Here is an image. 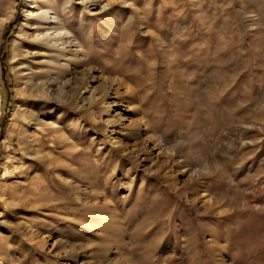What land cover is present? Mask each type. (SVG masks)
Returning <instances> with one entry per match:
<instances>
[{
	"label": "rangeland",
	"instance_id": "374dc122",
	"mask_svg": "<svg viewBox=\"0 0 264 264\" xmlns=\"http://www.w3.org/2000/svg\"><path fill=\"white\" fill-rule=\"evenodd\" d=\"M27 1L0 7V264H264V0H71L53 124L20 133Z\"/></svg>",
	"mask_w": 264,
	"mask_h": 264
},
{
	"label": "bare ground",
	"instance_id": "6f19581e",
	"mask_svg": "<svg viewBox=\"0 0 264 264\" xmlns=\"http://www.w3.org/2000/svg\"><path fill=\"white\" fill-rule=\"evenodd\" d=\"M27 4L30 6H27L24 9V17L31 19L29 29L34 28L31 27V25L33 26L35 25V27L37 28L34 29L31 33H27L26 30L25 31L22 30L21 31L22 33H18L17 35H19L18 36L19 39L15 38L14 43L12 44L11 47V55H10V64L12 65V69L15 75V82H16V88H15L16 94L14 98L15 101L13 103L12 119L14 120L13 124H16L18 122V126L22 128L19 129L20 133H22L21 131L25 130L26 125L30 123H33L36 126V128L37 126H40L38 128H40L41 131L44 129L43 128L44 125L53 124L52 121H50V123L47 122L44 124L39 119L40 116L47 114L45 111L44 112L46 114L43 113L42 106L43 103H45V100H41L40 92L43 89H46L51 84V82L55 80L56 77L59 76V74L58 73L56 74L54 71H53L54 74L51 73V71L53 70V66H52L54 65L53 63L54 62L56 64L58 63V61H54L53 55L56 54L57 56L63 58L69 57L70 54L66 52L67 49L70 48V46H74L76 49L75 51H71L73 52V55H76L80 50V48L78 50V47H82V39L79 37L82 31V20L80 19L78 21L76 27L77 31H75V33H72L68 22L71 0H62L59 3L57 2L55 5L53 0H28ZM1 6H3L2 0H0V7ZM13 13H14V7L12 9H9L8 11H5L4 16L0 17V35L5 22L9 20V18L13 15ZM128 22L129 19L126 22V25L128 24ZM48 54L51 55V58L46 57ZM29 57H31L33 60L37 59L39 60V63L46 65L45 69L39 72L34 71L35 68L39 66H36L34 63H32L33 61L29 62L28 61ZM34 74L36 77L38 76L43 77V81L41 83L35 82L33 79ZM80 80L81 81L83 80L82 76H80ZM28 100L32 101V103H40L39 105H41V107H39V109H37L35 112H34V107H32L30 111L26 110L25 106L27 104L26 101ZM36 108L38 107H35V109ZM1 109H2V95L0 92V113L2 111ZM48 132H52V131H48ZM9 142H10V136L6 137V139H4L3 141L5 150L7 152H9V146H10ZM31 149H33V147ZM173 149L174 147L173 148L171 147L170 149L168 148L167 150L172 151ZM32 151L33 154H35L36 156L38 157L41 156L39 151L36 152H34V150ZM17 198L18 197H16L15 199Z\"/></svg>",
	"mask_w": 264,
	"mask_h": 264
}]
</instances>
